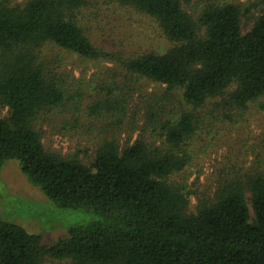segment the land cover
Here are the masks:
<instances>
[{
	"label": "trees",
	"instance_id": "obj_1",
	"mask_svg": "<svg viewBox=\"0 0 264 264\" xmlns=\"http://www.w3.org/2000/svg\"><path fill=\"white\" fill-rule=\"evenodd\" d=\"M136 18L155 23L172 47L159 53L144 40L129 53L95 41L94 32L115 35ZM49 45L114 70L88 89L70 84L49 70ZM134 78L166 91L148 101L140 137L121 143L131 118L123 79ZM262 98L264 0H0V105L8 110L0 116V169L18 160L55 206L89 215L53 246L0 217V264H264V174L227 181L196 212L172 180L193 161L200 123L251 104L264 110ZM53 111L69 124L105 120L90 164L75 151L46 149L39 124Z\"/></svg>",
	"mask_w": 264,
	"mask_h": 264
},
{
	"label": "rangeland",
	"instance_id": "obj_2",
	"mask_svg": "<svg viewBox=\"0 0 264 264\" xmlns=\"http://www.w3.org/2000/svg\"><path fill=\"white\" fill-rule=\"evenodd\" d=\"M23 1L13 0L14 3ZM125 22V29L120 33L117 31L115 35L94 32L95 41L112 51L123 49L129 53L138 50V45L144 40L146 47L155 52L165 53L172 47L166 37L158 36L157 25L148 22V19L140 22L136 18L132 22ZM250 29L251 26L245 31ZM118 33L121 34L122 42L116 37ZM44 60L50 71L62 76L68 83H79L86 89L94 83L101 84L107 79L108 73L114 70L113 63L87 60L55 45L45 47ZM123 81L127 84L126 92L131 96V118L127 121L130 125L119 132L121 143L140 137L148 101L166 91L165 85L146 78H134L129 83ZM85 102H89L88 95ZM172 107L176 112L181 111L180 93L175 96ZM208 110L203 111V117L209 115ZM59 112H51L39 124L46 149L62 155L75 151L84 162L90 164L93 147L99 139L96 137L100 136V126L105 120L87 116L81 117L79 124H69L70 116L65 118V114ZM219 113L221 115L223 110ZM226 113L229 114L228 111ZM0 116H8V110L1 105ZM231 116L219 119L210 117L200 123L201 131L190 142L193 161L172 179L183 185L190 199L189 212H196L200 202L214 201L227 181L245 178L255 172L264 174V110L251 104L246 112L234 110ZM136 126L139 128L133 130ZM149 132L147 139L151 135ZM0 217L22 225L30 233L41 234L46 246L57 244L67 236L70 227L89 220L84 210H66L55 206L41 187L30 181L18 160H9L0 169ZM43 264L72 263L68 259L48 258Z\"/></svg>",
	"mask_w": 264,
	"mask_h": 264
}]
</instances>
